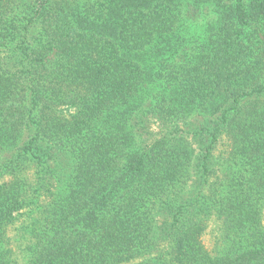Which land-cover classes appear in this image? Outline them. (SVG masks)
Returning <instances> with one entry per match:
<instances>
[{
  "label": "trees",
  "instance_id": "16d2710c",
  "mask_svg": "<svg viewBox=\"0 0 264 264\" xmlns=\"http://www.w3.org/2000/svg\"><path fill=\"white\" fill-rule=\"evenodd\" d=\"M263 214L264 0H0V264H264Z\"/></svg>",
  "mask_w": 264,
  "mask_h": 264
},
{
  "label": "rangeland",
  "instance_id": "374dc122",
  "mask_svg": "<svg viewBox=\"0 0 264 264\" xmlns=\"http://www.w3.org/2000/svg\"><path fill=\"white\" fill-rule=\"evenodd\" d=\"M196 26H197V28H196L197 35L202 36V31L204 29L201 28L199 25H196ZM159 124L160 123H158V122H154L151 126L152 131L157 132L159 129ZM263 225H264V214H263ZM203 242L209 250L213 249L214 243H215V232L213 231V225L210 224L209 228L207 229L206 233L204 234Z\"/></svg>",
  "mask_w": 264,
  "mask_h": 264
}]
</instances>
